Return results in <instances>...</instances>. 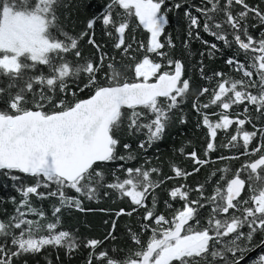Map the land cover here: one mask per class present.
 <instances>
[{
  "label": "snow or ice",
  "instance_id": "obj_1",
  "mask_svg": "<svg viewBox=\"0 0 264 264\" xmlns=\"http://www.w3.org/2000/svg\"><path fill=\"white\" fill-rule=\"evenodd\" d=\"M0 176V264H244L264 249V0H0ZM97 215L101 237L63 227Z\"/></svg>",
  "mask_w": 264,
  "mask_h": 264
},
{
  "label": "trees",
  "instance_id": "obj_2",
  "mask_svg": "<svg viewBox=\"0 0 264 264\" xmlns=\"http://www.w3.org/2000/svg\"><path fill=\"white\" fill-rule=\"evenodd\" d=\"M101 0H81V3H83L86 7L91 5L93 7L98 6L100 4ZM252 2H255V0H252ZM169 19L172 21V25L169 29V31H171L173 38L175 39L176 35H177V30L179 29L181 35L183 34V30H184V22L182 20L181 17H177V18H173L171 16V14H169ZM206 39L211 40V37H205ZM193 49H197L200 46L198 44H193L192 45ZM230 53H228L227 51L225 52V55H228ZM214 67L217 68H223V70L225 72H228L229 69L224 66L222 64V60L218 59L215 61V64L213 65ZM230 128H232L233 126L230 125ZM234 130V128H233ZM181 132L184 133V135H181ZM218 132H220V135L223 136V132L218 130ZM189 135V130L187 127L185 128H180V129H173L171 131V134L168 135L164 141L162 143L158 144L159 149L161 150V156L164 155H171V148L172 147H178L181 142L183 141V139L185 138V136ZM197 150L199 151V144L197 143ZM226 152V154H230L227 153V150H224ZM156 152V149H152L150 150V152L148 153L149 155H154ZM181 164L183 166V161L181 160ZM207 172V169H204L200 172V176L199 179H204L205 174ZM9 195H16V193L14 192V190L11 188V182L5 181V178H3L2 176H0V198H4L6 199L7 196ZM121 202L120 201H116L115 206H120ZM34 206L37 207H44L45 209H47L48 205L45 202L43 205L39 204L38 202L34 201ZM102 206L104 207H112L113 205V201L112 200H107L106 202H102ZM2 209H7L8 212L10 213L12 211V208L9 204H3L0 205V219L4 218V213L2 211ZM106 218V217H105ZM127 222V217H124L121 221H120V225L121 228H123L124 223ZM102 223V221L100 220L99 215L97 216H89L87 218L81 216L79 218V223H77L76 219L74 218H64L63 220V227L67 228L69 230L72 229H77L79 230V235L81 236H95V237H101L103 229L101 227H99V225ZM110 251V250H109ZM111 254V252H110ZM259 253H257L256 255H253L252 257H250L249 259H247V262L244 263H249L252 259H254L257 255H259ZM82 258V256L80 254H77V258L76 260L73 261V264H79V260ZM53 259H55V254H53Z\"/></svg>",
  "mask_w": 264,
  "mask_h": 264
},
{
  "label": "water",
  "instance_id": "obj_3",
  "mask_svg": "<svg viewBox=\"0 0 264 264\" xmlns=\"http://www.w3.org/2000/svg\"><path fill=\"white\" fill-rule=\"evenodd\" d=\"M259 249H255L252 252L248 253V255L245 257V260L252 257Z\"/></svg>",
  "mask_w": 264,
  "mask_h": 264
},
{
  "label": "flooded vegetation",
  "instance_id": "obj_4",
  "mask_svg": "<svg viewBox=\"0 0 264 264\" xmlns=\"http://www.w3.org/2000/svg\"><path fill=\"white\" fill-rule=\"evenodd\" d=\"M261 251H264V249H259L254 255H256L257 253H259V252H261ZM249 259V258H248ZM247 260V259H246ZM246 260H244V262H247ZM244 264H246V263H244ZM247 264H249V263H247Z\"/></svg>",
  "mask_w": 264,
  "mask_h": 264
}]
</instances>
